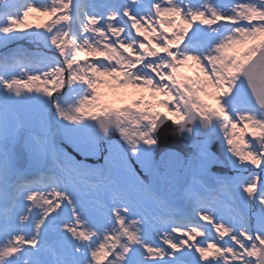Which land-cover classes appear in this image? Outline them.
<instances>
[{
  "label": "snow or ice",
  "instance_id": "1",
  "mask_svg": "<svg viewBox=\"0 0 264 264\" xmlns=\"http://www.w3.org/2000/svg\"><path fill=\"white\" fill-rule=\"evenodd\" d=\"M0 48V264H264V0H0Z\"/></svg>",
  "mask_w": 264,
  "mask_h": 264
},
{
  "label": "water",
  "instance_id": "2",
  "mask_svg": "<svg viewBox=\"0 0 264 264\" xmlns=\"http://www.w3.org/2000/svg\"><path fill=\"white\" fill-rule=\"evenodd\" d=\"M111 139L116 140L118 139V137L116 135H113L111 137ZM161 139H162V145H166L169 149L176 151V152H181L183 154V150L186 149L187 147V141L179 135V133L174 129V126H172L171 124L166 125L164 127V129H162L161 131ZM64 149L68 148V145L62 144L61 145ZM69 152L74 154L75 156H77L79 159L80 157L75 154L71 149H69ZM214 152L217 153V155H220L222 150H223V146L220 144L219 141H213V149ZM217 169L219 168V166H216ZM228 174H233L231 172H229ZM167 195L171 196H179L180 193H168Z\"/></svg>",
  "mask_w": 264,
  "mask_h": 264
},
{
  "label": "rangeland",
  "instance_id": "3",
  "mask_svg": "<svg viewBox=\"0 0 264 264\" xmlns=\"http://www.w3.org/2000/svg\"><path fill=\"white\" fill-rule=\"evenodd\" d=\"M46 17H42L40 16L39 14H32L30 17H29V23L35 25V24H39V23H43L46 21ZM28 43H31V45H33L35 47V45L31 42V41H26ZM182 71H184L186 74L188 75H191V70L189 69H182ZM103 91H107V89H102ZM129 91H131L129 89ZM145 97L147 98L150 94L149 93H145L144 94ZM159 96V94H157ZM160 98H163V97H160ZM131 99H133L132 97H129L127 98L126 102H131ZM116 106H120L119 103L116 104ZM159 111H164V109L162 108H159L158 109ZM69 145V144H68ZM69 147L71 149H73V147L71 145H69ZM74 150V149H73ZM66 151V150H65ZM75 151V150H74ZM76 152V151H75ZM77 154H79L78 152H76ZM107 153H105L106 155ZM80 155V154H79ZM81 156V155H80ZM82 157V156H81ZM89 159H91L92 161L91 162H86V163H89V164H95L97 162V158L96 157H89ZM99 162L102 164L104 161L102 158L99 159ZM132 164H133V167L136 169L137 172H140V166L138 164L135 163L134 159L132 160ZM141 176H143V173L141 172ZM221 210L223 212H227V208L222 204L221 205ZM201 223H204L203 221H201ZM153 235L155 236V233H153ZM0 239H3V236H0ZM203 237H197V240H202ZM157 242H159L158 238H157Z\"/></svg>",
  "mask_w": 264,
  "mask_h": 264
},
{
  "label": "trees",
  "instance_id": "4",
  "mask_svg": "<svg viewBox=\"0 0 264 264\" xmlns=\"http://www.w3.org/2000/svg\"><path fill=\"white\" fill-rule=\"evenodd\" d=\"M8 49H11V47L9 48V46H7ZM24 48V47H22ZM25 49V48H24ZM6 51V49L4 48H0V55H2L4 52Z\"/></svg>",
  "mask_w": 264,
  "mask_h": 264
}]
</instances>
